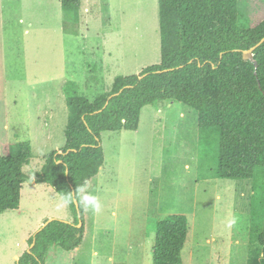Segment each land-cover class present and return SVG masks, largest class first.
Instances as JSON below:
<instances>
[{"label": "rangeland", "instance_id": "obj_1", "mask_svg": "<svg viewBox=\"0 0 264 264\" xmlns=\"http://www.w3.org/2000/svg\"><path fill=\"white\" fill-rule=\"evenodd\" d=\"M157 1L81 0L75 24L60 0H0V142H28L32 152L20 210L0 215V264H15L45 220L72 221L55 190L32 175L64 147V84L76 82L93 101L116 77L159 64ZM254 1L238 0L239 26L254 21ZM216 136L201 143L197 113L168 101L143 108L135 132L102 133L104 165L88 189L102 211L84 209L80 250H54L47 264H153L156 225L174 215L187 218L182 264H247L261 220L250 206L264 197V171L251 180L216 178Z\"/></svg>", "mask_w": 264, "mask_h": 264}, {"label": "trees", "instance_id": "obj_2", "mask_svg": "<svg viewBox=\"0 0 264 264\" xmlns=\"http://www.w3.org/2000/svg\"><path fill=\"white\" fill-rule=\"evenodd\" d=\"M157 2L160 63L137 75L116 77L110 89L93 101L79 95L76 82H65L64 147L50 152L41 171L32 173L36 184L51 186L60 197L81 185L89 189L104 165L101 134L135 132L141 110L163 101L183 104L197 113L201 143L204 134L217 135L216 178L251 180L257 170L264 171V43L253 52V61L243 60V52L264 37V0L254 1L255 18L246 27L238 24V0ZM80 5L81 0H60L62 13L75 24L80 20ZM31 158L28 142H2L0 214L20 210L23 183L28 181L23 169ZM67 207L72 221L55 219L34 234L29 239V245L35 240L34 246L15 264H47L54 250L72 255L80 250L84 207L79 203L81 228L75 204ZM250 207L261 220L253 223L247 264H264V197L252 198ZM186 229L184 215L157 223L153 264H182Z\"/></svg>", "mask_w": 264, "mask_h": 264}, {"label": "clouds", "instance_id": "obj_3", "mask_svg": "<svg viewBox=\"0 0 264 264\" xmlns=\"http://www.w3.org/2000/svg\"><path fill=\"white\" fill-rule=\"evenodd\" d=\"M185 167H188L187 165ZM82 203L86 211H91L93 213H100L102 211L103 205L101 203L100 197L93 195L87 189L86 185H81L72 192H67L62 194L58 207L63 209L72 204ZM237 223V218L233 217L228 221V227L231 228Z\"/></svg>", "mask_w": 264, "mask_h": 264}, {"label": "water", "instance_id": "obj_4", "mask_svg": "<svg viewBox=\"0 0 264 264\" xmlns=\"http://www.w3.org/2000/svg\"><path fill=\"white\" fill-rule=\"evenodd\" d=\"M264 43V37L258 42L256 43L250 50L248 51H245L243 52V60L244 61H253V52L261 45ZM255 67H256V64H255ZM119 93L115 94V95H118ZM115 95H112L109 97L108 101L106 102L104 108L108 105L109 103V100L115 96ZM103 108V109H104ZM102 109V110H103ZM102 110H100L99 112H101ZM75 207H76V210H77V213H78V219H79V222H78V225L77 227L78 228H81L83 223H82V220H81V215H80V211H79V204H75ZM55 219H49L47 220L43 225L42 227L35 233L37 234L39 231L43 230L48 224H50L51 222H53ZM67 222V221H66ZM35 244V240H33L32 244L30 245V248L27 250V251H30V249L34 246Z\"/></svg>", "mask_w": 264, "mask_h": 264}, {"label": "crops", "instance_id": "obj_5", "mask_svg": "<svg viewBox=\"0 0 264 264\" xmlns=\"http://www.w3.org/2000/svg\"><path fill=\"white\" fill-rule=\"evenodd\" d=\"M0 153H1V142H0ZM3 214V213H2ZM1 215V214H0ZM19 257H20V255L19 256H16L15 258V260L17 261L18 259H19Z\"/></svg>", "mask_w": 264, "mask_h": 264}]
</instances>
